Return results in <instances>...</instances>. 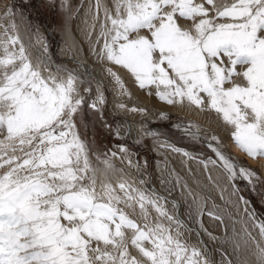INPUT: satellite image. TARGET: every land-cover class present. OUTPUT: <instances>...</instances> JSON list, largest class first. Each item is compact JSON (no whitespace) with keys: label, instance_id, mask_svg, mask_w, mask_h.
Wrapping results in <instances>:
<instances>
[{"label":"snow or ice","instance_id":"6c2138e0","mask_svg":"<svg viewBox=\"0 0 264 264\" xmlns=\"http://www.w3.org/2000/svg\"><path fill=\"white\" fill-rule=\"evenodd\" d=\"M103 12L98 58L127 70L140 89L155 86L167 104L214 110L241 151L264 157V0H115ZM0 18L8 21L0 25V264H215L202 242H188L163 197L118 175L107 155L93 163L79 131L78 77L44 75L16 34L14 11ZM102 103L101 95L88 107L99 112ZM213 151L235 177L230 159L218 146ZM239 175L258 179L248 168ZM238 199L247 222L234 251L246 250L245 264H264V219ZM221 264L233 262L222 257Z\"/></svg>","mask_w":264,"mask_h":264},{"label":"rangeland","instance_id":"374dc122","mask_svg":"<svg viewBox=\"0 0 264 264\" xmlns=\"http://www.w3.org/2000/svg\"><path fill=\"white\" fill-rule=\"evenodd\" d=\"M63 2L64 0H0V17H2V14L6 10H13L16 28L24 29L23 35L26 36L28 43L35 42L38 48L40 46L39 49L43 50L47 55L52 67L55 65L60 69L66 70L67 73L71 71L78 77L77 87L80 96L84 98V104L81 106L82 116L78 120L79 131L90 142L92 151L95 153L91 157L93 163L99 166V161L96 157L99 156L102 160L107 155L111 158L115 168L122 170V173H118V175L122 174L127 179L130 174L129 160L131 158L134 163L133 169L137 173L135 180L139 182L141 181L139 178L144 176L145 183L142 186L139 183L138 185L145 192L155 193L156 196L163 197V200L160 202L170 214L175 215L179 221H182V231L185 232L186 239L190 244L202 242L199 246L206 250L208 256L215 264H221L222 257L230 259L233 264H242L237 260L236 255H234L235 253H232V249L229 248L228 244L224 245V242L227 241L225 236H228L231 229H235L238 223L236 213L225 206L227 205V200H220L221 205L226 208L227 215L223 213V210H218L215 205L212 206V204L206 202L203 206L204 211L201 212V218L199 219L198 214V216H195L197 210L192 206L195 205L193 198L188 195H180L179 193V187L176 183V178H174L175 175L171 170L172 167L176 166L175 161H173L174 159L170 163L172 166L169 163L166 164L163 156L159 155L154 149L152 141L154 138L167 140L166 143H162L164 148L172 151L173 147L182 149L190 153L192 158L201 162L209 157L218 158L213 151V148L218 146L224 155L235 165L238 173L232 179L228 178L230 183L238 191V196L249 201V207L255 212L258 219H264V195H262L264 194V157H257L254 160L243 151H240V148H232L228 141L229 133H220L217 129H212L215 135L210 137L206 131H201V129L198 131L199 129L194 128V125L206 129H209V127L201 119L191 114L189 115V113L168 110V108H172L175 104L168 105L165 102L162 104L163 101L154 95L156 90L153 86H149V88L143 90L146 100L140 99L137 102V100L126 97L122 101L129 104L130 107L124 108V111L119 109L118 104L122 103L118 102L120 100L117 96L113 97L110 84H108L109 80L107 81L98 72L90 74L83 69L81 70L76 65V61H74L75 56L71 49H69V41L66 40H68V27L69 25H73V20L78 14L81 0H68L69 6L66 8L61 7ZM9 14L12 15V12ZM6 22H8L6 18H0V25ZM17 35L19 36V34ZM24 46L29 56L28 50H30V47L26 44ZM101 65L103 66L102 63ZM100 75L102 76L100 77ZM123 81L125 84H128L124 77ZM85 89H89V91H85ZM101 95L103 96V103L99 104V112L88 107L93 102H98V97ZM152 98L154 99L152 100ZM205 108L207 109V107ZM132 109H144V111L137 110L133 112ZM160 110L166 113L163 118L159 113ZM211 114L217 115L215 111ZM139 120L144 122L141 128L145 132V135L137 138L129 128L131 123ZM214 137L215 139H213ZM121 146H125L124 148L127 149V152H121ZM112 152H116L117 155L112 157ZM173 152L183 154L182 152ZM157 161L165 162V166L167 167L163 166V170L157 169ZM216 161L221 164L219 158ZM241 167L255 171L258 179L253 183L245 180L239 175ZM194 170V167H190V173H187L192 174L191 172ZM173 175L174 177H172ZM207 189L208 191L211 189L210 181ZM242 206L244 209L243 203ZM153 211L155 210L150 209L151 216L155 218L157 213ZM208 211L219 215L224 224L222 225L220 221L210 217ZM138 213L139 210L137 209V216ZM181 217L182 220L180 219ZM160 219L165 224L168 223L162 217ZM208 221L209 223H207ZM232 222L235 224V228H233ZM203 224L207 226L205 227ZM203 228L207 229V232ZM208 232H212L214 239L209 237ZM223 236L226 241H223L225 240ZM219 241L222 243L220 244Z\"/></svg>","mask_w":264,"mask_h":264},{"label":"bare ground","instance_id":"6f19581e","mask_svg":"<svg viewBox=\"0 0 264 264\" xmlns=\"http://www.w3.org/2000/svg\"><path fill=\"white\" fill-rule=\"evenodd\" d=\"M98 2L101 5L99 12L97 11V8H96V5ZM114 2H115V0H81L80 5L78 7V14L75 17V19L73 20V25L72 26L69 25V27H68V40H66V41H69V46H70L69 49H71V51L73 52V54L75 56L74 61H76V65L78 66V68H80L81 70L83 69L90 74L92 72H96V73L98 72L99 74L103 75V76L100 75V77L102 76L107 81L109 80L108 84H110L111 91L113 93L112 95H113V97L117 96L119 98L120 101H118V102L122 103V104H118V106L120 107L119 109H122L124 111L127 107H130V105L127 103H124L122 101L123 98L129 97V98H132L134 100H137V102L140 99L146 100V98H144L146 96H145L143 90H146L149 87H147L145 89H140L138 87V85L135 83L134 78L127 72V70L120 68V66H114L111 64V62H108L106 60H102V59L98 58L97 55L95 54V52L93 51L94 46L98 48L100 46V44H102V40L98 41L97 36L101 31L99 21H103V19H104L103 8L104 7H110L111 4ZM94 17H95V19H94ZM23 32H24L23 28L22 29L16 28V33L19 34L20 41L23 44H26L30 47V50H28L29 51V57H30V60L32 61L33 65H39L42 70L47 69V71L44 72V75H47L48 73H52L53 75L66 77L68 74L66 72V70L60 69L59 67H56L55 65H53L54 67H52L50 61L48 60L47 55L44 53L43 50L39 49L40 46L38 48L35 42L28 43L26 36L23 35ZM101 63L103 64V66L101 65ZM108 68H112V70L114 72H116L117 75L120 77V79L123 83V88L127 90V94L122 92L121 86L119 84H117L116 80L107 71ZM121 75L124 78H126V81L128 84L124 83L123 77ZM153 87H155V86H153ZM150 90H153V89H150ZM118 98H116V99L118 100ZM153 99L154 98H152V100ZM163 103L164 102H162V104ZM121 105H123V107H121ZM205 107L203 109H200L194 105L189 104L187 101H184L182 104L181 103L175 104L174 106H172V108H168V110L177 111V112H181V113H189V115L191 114L192 116H195V117L201 119L203 121V123H205V125L209 127V129L202 128V127H199L197 125H194V128L199 129L198 131H200V129H201V131H206V133L210 137L211 136L213 137L215 135L213 133L212 129H215V130L217 129L220 133H222V132L229 133L228 134L229 145L232 146V148L234 147L235 149H239V147L234 143V141L231 138V131H232L231 127L227 126L218 114L217 115L211 114L212 112H214V110H211L209 108L206 109ZM129 111H131V110H129ZM147 111H149V110H147ZM127 112H128V110H127ZM128 113H130V112H128ZM159 113L160 114L161 113L166 114L162 110H160ZM133 115L135 116V114H133ZM143 124H144V122L140 121V120L134 121V123H131L129 130L134 133L135 137L138 138L139 136L145 135V132L142 131V128H141V126ZM166 142H167V140L165 141L163 139L154 138L152 141V145H153L154 149L157 151V153L159 155L163 156L166 164L167 163L170 164L171 160L174 159L173 161H175L176 166L172 167V169H171V167H169V166L168 167L172 170L173 174L175 175V177H174V175L172 177L176 178V183L179 187L178 190H179L180 195H183V196L188 195L191 198H193L195 205H192V206H194L195 209L197 210L195 216L198 214L199 219L201 218L200 217L201 212L204 211L203 206H204V203H206V202L212 204V206L215 205L218 210H223L224 211L223 213L225 215H227L226 208L224 206H222L221 202H220V200H223V199L227 200V205H225V206L228 207L229 210H233L236 213L237 220H238V223L236 225L237 227L235 229H231L230 233H228V236H225L227 238V241H226L225 237L223 236L225 239L223 241H226V242H224L225 244L224 243L223 244L224 245L228 244L229 248L232 249V253H235L234 255H236L237 260L240 261L242 264H245V262L250 259L246 250L243 247H241V250L239 252H236V251H234V245L237 241H240V239H241L237 235V233H239L241 231L242 226L247 222V218L244 215V209H243L242 203L238 199L240 197V196H238V193H237L238 191L235 189V187L230 183V181L228 179L229 178L228 173L225 172L222 165L216 161V159H218V158L209 157V158H207L201 162V161H198V160L192 158L190 155L185 156L183 154L174 153L172 150H170L168 148L167 149L164 148L162 143H166ZM212 146H214V145H212ZM212 160H215L216 164L211 163ZM129 161H131L133 163L131 158ZM124 162H126V161H124ZM165 162L157 161V164H156L157 169L163 170V166H165ZM204 162H206V166H205ZM132 163H129L130 174L126 180H128V182L133 184L134 186L141 187L142 185L141 186L138 185L139 182H137L135 180L137 173L133 169L134 163L133 164ZM191 164H194V165H191ZM165 167H167V166H165ZM190 167L195 168V170L193 172H191L192 174H189L190 173L189 172ZM263 171H264V169H263ZM187 172H189V173H187ZM159 175H161V174H159ZM116 179H117V177H113V183L116 182ZM139 179L143 180L145 183L144 176H142V178L140 177ZM209 181L211 182V189L208 191L207 188L209 186ZM153 212H155V211H153ZM183 213H185V212H183ZM180 219L182 220V217ZM207 223H209V221ZM210 223H212V222H210ZM205 224H203V225L205 226ZM232 224H233V222H232ZM214 233H216V232H214ZM218 235H219V233H218ZM219 243H220V241H219ZM210 251H209V254H210ZM230 258H231V256H230Z\"/></svg>","mask_w":264,"mask_h":264}]
</instances>
